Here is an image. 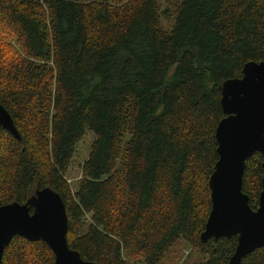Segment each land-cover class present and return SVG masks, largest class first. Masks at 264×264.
I'll return each mask as SVG.
<instances>
[{
	"label": "trees",
	"instance_id": "16d2710c",
	"mask_svg": "<svg viewBox=\"0 0 264 264\" xmlns=\"http://www.w3.org/2000/svg\"><path fill=\"white\" fill-rule=\"evenodd\" d=\"M262 60L264 0H0V101L21 134L0 129V207L49 186L86 260L163 264L190 248L192 264H229L238 235L202 240L223 84ZM89 130L74 191L67 173ZM263 162L256 152L244 174L254 209ZM55 259L16 236L3 264ZM263 261L264 246L241 264Z\"/></svg>",
	"mask_w": 264,
	"mask_h": 264
},
{
	"label": "water",
	"instance_id": "95a60500",
	"mask_svg": "<svg viewBox=\"0 0 264 264\" xmlns=\"http://www.w3.org/2000/svg\"><path fill=\"white\" fill-rule=\"evenodd\" d=\"M222 106L226 116L216 133L220 157L210 178L212 210L202 240L238 235L229 264H241L264 246V178L257 209L243 189L248 159L256 152L264 155V60L248 62L242 77L224 82ZM2 127L21 139L12 115L0 101ZM68 231L65 201L49 186L38 189L26 203L5 204L0 207V264L16 236L45 241L55 253V264H97L69 246Z\"/></svg>",
	"mask_w": 264,
	"mask_h": 264
},
{
	"label": "rangeland",
	"instance_id": "374dc122",
	"mask_svg": "<svg viewBox=\"0 0 264 264\" xmlns=\"http://www.w3.org/2000/svg\"><path fill=\"white\" fill-rule=\"evenodd\" d=\"M172 19L164 18L162 20V25L164 27H169L173 25ZM96 139V135L92 130H89L86 134V136L83 138V140L79 143L77 147V151L75 153L72 166L67 173L68 180L70 181L74 191L78 189L79 180L82 177V164L84 161L88 158L89 152L92 146L93 141ZM199 257H201L200 254L196 253L193 250H190V248L186 249L184 251V254L182 253L180 255L179 248L176 249V253L172 252L166 259L163 264H181V262H188L192 264L193 262L199 260Z\"/></svg>",
	"mask_w": 264,
	"mask_h": 264
}]
</instances>
